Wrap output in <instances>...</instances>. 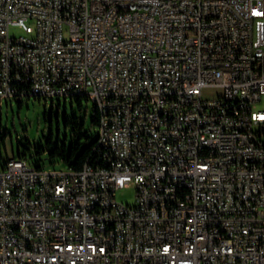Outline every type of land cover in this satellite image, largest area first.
I'll return each instance as SVG.
<instances>
[{
	"label": "built area",
	"instance_id": "built-area-1",
	"mask_svg": "<svg viewBox=\"0 0 264 264\" xmlns=\"http://www.w3.org/2000/svg\"><path fill=\"white\" fill-rule=\"evenodd\" d=\"M34 96L96 105L97 146L5 163L0 264H264V0H0V134Z\"/></svg>",
	"mask_w": 264,
	"mask_h": 264
},
{
	"label": "rangeland",
	"instance_id": "rangeland-1",
	"mask_svg": "<svg viewBox=\"0 0 264 264\" xmlns=\"http://www.w3.org/2000/svg\"><path fill=\"white\" fill-rule=\"evenodd\" d=\"M12 36H22L19 28H11ZM212 95L213 93H210ZM21 107L17 101L2 102V136L7 133L4 143L0 148V172L4 170L8 159H26L31 167H41L46 171L67 172L69 167L60 159H50L48 152L36 155L35 147L47 148V142L51 139L54 144H66L69 149L73 143H77L81 134L91 137L88 147L95 142L98 135V128L92 127L91 116L93 103H84L82 110L75 105L72 107L70 98L58 97L49 99L48 102L35 101L33 97L24 99ZM73 122L78 120L83 129L74 135L72 125L65 126L66 120ZM18 141L21 143L19 147ZM27 149V151L25 149ZM136 191L134 187H128L117 193L116 199L119 202L134 204Z\"/></svg>",
	"mask_w": 264,
	"mask_h": 264
},
{
	"label": "trees",
	"instance_id": "trees-1",
	"mask_svg": "<svg viewBox=\"0 0 264 264\" xmlns=\"http://www.w3.org/2000/svg\"><path fill=\"white\" fill-rule=\"evenodd\" d=\"M30 98H28V100ZM33 98L35 101H39V102L44 100L36 96H34ZM44 101L47 102L46 100ZM70 102H71L72 107L75 105L79 110H82L84 103H89L90 101L86 98L74 97V98H70ZM17 103L21 107L23 102L21 101ZM99 123H100V113H99L97 106L93 104L91 125L92 127L98 128ZM71 125L73 128L72 131L74 132L75 136L77 135L79 131L83 129V124L79 125L77 119H74L73 122H70L67 119L65 122V126L69 127ZM6 135L7 133L2 136V139L0 141V148H1V145L4 143ZM90 139H91L90 136L86 134H81L78 137L77 143H73L69 149L67 148L66 144H60V143L54 144L52 140L50 139L46 144L47 148L35 147L36 155H42L48 152V157L50 159H60L61 162L66 164L70 170L80 171L83 168V166L86 164V162L92 158L94 149L97 146V139H96V141L91 143L88 147H84L83 145L85 143H88ZM18 144H19V147L21 148V143L19 141H18ZM25 150L27 151V149ZM0 157H1V154H0Z\"/></svg>",
	"mask_w": 264,
	"mask_h": 264
},
{
	"label": "flooded vegetation",
	"instance_id": "flooded-vegetation-1",
	"mask_svg": "<svg viewBox=\"0 0 264 264\" xmlns=\"http://www.w3.org/2000/svg\"><path fill=\"white\" fill-rule=\"evenodd\" d=\"M30 98V97H29ZM28 99V98H27ZM45 100V99H44ZM48 102V100H46Z\"/></svg>",
	"mask_w": 264,
	"mask_h": 264
},
{
	"label": "water",
	"instance_id": "water-1",
	"mask_svg": "<svg viewBox=\"0 0 264 264\" xmlns=\"http://www.w3.org/2000/svg\"><path fill=\"white\" fill-rule=\"evenodd\" d=\"M17 102H19V101H17Z\"/></svg>",
	"mask_w": 264,
	"mask_h": 264
}]
</instances>
